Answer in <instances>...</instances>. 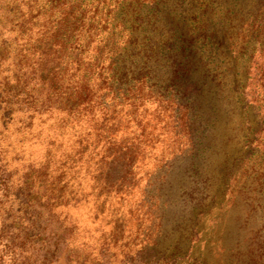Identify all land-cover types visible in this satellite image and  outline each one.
Here are the masks:
<instances>
[{
    "label": "trees",
    "instance_id": "16d2710c",
    "mask_svg": "<svg viewBox=\"0 0 264 264\" xmlns=\"http://www.w3.org/2000/svg\"><path fill=\"white\" fill-rule=\"evenodd\" d=\"M125 1L0 0V142L20 133L24 145L49 121L84 122L77 154L95 156L97 172L123 193L139 186L155 149L145 126L161 125L160 135L172 132L179 143L162 185L172 218L185 220L180 212L190 207L197 220L211 211L198 213L201 203L212 208L229 194L231 207H250L259 227L245 261L264 264V0H145L135 18ZM250 48L245 91L257 99L254 130L220 78L227 53ZM9 148L0 150V191L9 185ZM33 234L25 230L23 246ZM224 251L234 258L235 250Z\"/></svg>",
    "mask_w": 264,
    "mask_h": 264
},
{
    "label": "rangeland",
    "instance_id": "374dc122",
    "mask_svg": "<svg viewBox=\"0 0 264 264\" xmlns=\"http://www.w3.org/2000/svg\"><path fill=\"white\" fill-rule=\"evenodd\" d=\"M144 2L126 0L124 12L128 18H135ZM3 14L5 10H0V16ZM10 46H14L12 41ZM251 53L252 48L239 56L228 52L225 56L228 66L222 69L226 73L220 78L224 87L237 96L242 119H246L244 125L254 130L259 120L254 107L257 99L245 91ZM20 59L18 56L13 61L18 64ZM203 74L204 71L198 78ZM218 77L213 86L220 82ZM229 92L230 109L234 100ZM147 118L150 120L149 115ZM17 124L11 126L12 132ZM84 125L82 122L73 128H62L49 121L35 127L34 134L40 135L24 145L19 144L22 134L4 135L0 150L8 143L11 148L4 159L9 185L0 191L2 264H247L250 243H255L259 227L251 217L254 212H250V207H231L229 200H225L229 194L219 197L212 208L208 201L201 203L198 213L205 208L211 211L197 220L190 207L180 212L185 220L180 217L181 222L176 223L173 219L162 185L166 180L164 172L171 163L169 159L178 152L174 133L160 135L161 125L154 132L152 122L145 126V140H154L156 144L145 161L146 169L141 176H146L138 180L136 189L121 193L97 172L95 156L87 155L83 160L77 154L80 148L77 133L86 128ZM159 156L163 158L161 161ZM47 165L49 170L43 171ZM178 186L171 183L168 189L178 191L175 190ZM163 211L173 218L162 220ZM25 230L28 236L34 232L35 237L23 246L20 238ZM226 248L236 251L229 254L234 258L226 256Z\"/></svg>",
    "mask_w": 264,
    "mask_h": 264
}]
</instances>
